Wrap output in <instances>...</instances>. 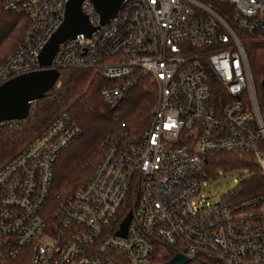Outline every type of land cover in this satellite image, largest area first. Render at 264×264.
<instances>
[{
  "label": "built area",
  "instance_id": "2783aa9c",
  "mask_svg": "<svg viewBox=\"0 0 264 264\" xmlns=\"http://www.w3.org/2000/svg\"><path fill=\"white\" fill-rule=\"evenodd\" d=\"M66 1L0 0L28 19L0 84L42 68L89 70L110 82L100 94L115 106L139 73L155 82L156 104L145 130L112 140L90 177L55 206L53 165L80 134L66 115L0 167V264H151L161 247L189 261L264 264V191L213 201L203 171L205 154L242 151L264 175V100L218 14L226 8L264 40V0H122L104 24L82 0L79 11L96 29L60 42L41 67Z\"/></svg>",
  "mask_w": 264,
  "mask_h": 264
},
{
  "label": "trees",
  "instance_id": "16d2710c",
  "mask_svg": "<svg viewBox=\"0 0 264 264\" xmlns=\"http://www.w3.org/2000/svg\"><path fill=\"white\" fill-rule=\"evenodd\" d=\"M217 11V10H216ZM218 14L234 30L245 52L259 101L264 100V40L240 29L224 7ZM28 27V19L6 12L0 6V66L14 52ZM110 82L89 70L59 68L52 87L40 99L30 103L21 120L0 124V167L36 138L51 122L66 115L80 130L79 136L56 158L53 165L49 205L55 206L71 195L95 170L112 140L138 137L146 128L156 104L157 87L148 76L134 73L125 96L110 106L100 92ZM205 178L219 172L237 171V197L264 191V175L248 153L220 151L203 157ZM172 257L165 247L158 249L151 264H162ZM187 264H215L208 260H190Z\"/></svg>",
  "mask_w": 264,
  "mask_h": 264
},
{
  "label": "water",
  "instance_id": "95a60500",
  "mask_svg": "<svg viewBox=\"0 0 264 264\" xmlns=\"http://www.w3.org/2000/svg\"><path fill=\"white\" fill-rule=\"evenodd\" d=\"M82 0H67L63 19L59 27L50 35L38 54L39 66L45 67L57 48L65 39L73 38L77 33L88 36L96 27H92L79 11ZM99 15V23H106L116 12L122 0H90ZM58 77V70L42 68L20 74L7 79L0 84V124L8 120H21L28 114L32 101L40 99L52 87ZM264 90V81L261 82ZM129 216H126L118 231L123 235ZM189 260L182 255L175 254L162 264H187Z\"/></svg>",
  "mask_w": 264,
  "mask_h": 264
},
{
  "label": "rangeland",
  "instance_id": "374dc122",
  "mask_svg": "<svg viewBox=\"0 0 264 264\" xmlns=\"http://www.w3.org/2000/svg\"><path fill=\"white\" fill-rule=\"evenodd\" d=\"M27 145V144H26ZM237 171L219 172L213 179L206 182L204 193H208L211 200H218L227 192H235L238 185Z\"/></svg>",
  "mask_w": 264,
  "mask_h": 264
}]
</instances>
